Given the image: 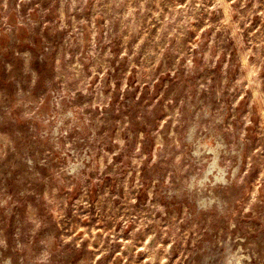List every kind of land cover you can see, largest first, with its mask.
Masks as SVG:
<instances>
[{"label":"rangeland","instance_id":"1","mask_svg":"<svg viewBox=\"0 0 264 264\" xmlns=\"http://www.w3.org/2000/svg\"><path fill=\"white\" fill-rule=\"evenodd\" d=\"M0 264H264V0H0Z\"/></svg>","mask_w":264,"mask_h":264},{"label":"bare ground","instance_id":"2","mask_svg":"<svg viewBox=\"0 0 264 264\" xmlns=\"http://www.w3.org/2000/svg\"><path fill=\"white\" fill-rule=\"evenodd\" d=\"M210 149H212L213 152V148L209 147ZM213 155L212 157V161L209 162V164L207 165V167L204 170V173L200 176V181L202 182L204 178H206L210 172H212V174L217 178V179H224L225 175L223 172L222 167L216 162V152L211 153ZM218 156V155H217Z\"/></svg>","mask_w":264,"mask_h":264}]
</instances>
